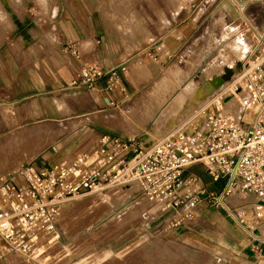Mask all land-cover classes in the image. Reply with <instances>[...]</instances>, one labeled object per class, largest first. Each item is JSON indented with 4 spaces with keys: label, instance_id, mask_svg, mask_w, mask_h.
<instances>
[{
    "label": "rangeland",
    "instance_id": "obj_1",
    "mask_svg": "<svg viewBox=\"0 0 264 264\" xmlns=\"http://www.w3.org/2000/svg\"><path fill=\"white\" fill-rule=\"evenodd\" d=\"M5 1L0 0L1 6L3 5L2 8L10 12ZM16 1L18 0H14V5ZM52 1L31 0V5L38 6L42 13H47ZM20 7V3H17L13 10L15 20L24 15L25 7L21 10ZM94 7L96 18L102 26L106 45L120 59L128 58L127 76L128 72L144 64L146 51H143L144 55H141V50L157 33H162V30L169 25L171 17L180 9H189L195 13V16L204 15L191 41L169 64L159 68L152 79L149 78L152 75L150 71L143 75L138 74L136 77L128 76L134 86H137L140 81L150 80L139 87L137 98L132 103L128 102L120 107L118 116L126 123L127 131H131L129 133H135L137 136L147 134L149 139L151 130H158L161 133L168 128L165 127L164 120L167 108L175 101V98L180 97L179 106L190 101L191 92L188 89L185 90L188 82L200 84L207 81L210 78L209 75L218 77L221 72L224 74L221 69L214 70L213 73L208 71L209 62L220 48L236 36H243L247 50L242 57L234 59L233 70L238 71L251 52V45L257 39L251 35L250 26L264 30V0H189L178 10L175 7L165 6L160 0H95ZM241 12L247 18L246 24L241 21L239 16ZM230 14H234V17ZM129 17H137L142 24L140 31L138 33L135 31L131 36L118 30V26L124 25ZM32 33L37 34L33 31ZM21 41L22 38H19L17 44ZM194 61L197 62L190 67ZM175 69L184 73L177 76L178 87L167 89L166 94L161 93L157 84L162 86L169 83ZM121 83L124 87L123 81ZM220 88L221 86L213 91L207 100V105L210 102L218 106L216 103L219 99L216 100V98L222 88L224 92L227 90L230 93L228 98L233 96L229 86L222 84ZM153 97L161 98L159 106L149 102ZM71 99L78 101L80 109L74 115L70 113L69 108ZM51 100L54 101L51 102V109H55L56 113L50 111L47 105L43 109L40 105L41 99L25 100L27 104L24 106L25 102L19 99L9 114H2L3 121L0 123V129L10 127L8 133L12 132V134L8 140L0 136V142H2L0 143V180L5 179L11 171L26 163L61 164L66 155L76 154L94 137L93 134L81 145L69 142L70 136L78 130L72 132L77 123L86 121L94 123L98 118L93 114L102 115L99 119L108 115L105 112L106 107H101L102 105L93 109L92 96L83 87L68 86L61 97ZM42 101L47 104L48 99L42 97ZM205 106L202 103L193 111L183 113L177 123L175 121L170 128L179 124L187 126L195 121L198 122L205 115L204 111H201ZM255 107V103H250L245 109L242 121L244 126L250 124L253 119ZM208 109L213 110L212 105ZM177 113L178 111L175 110V115ZM78 114L79 119L72 121ZM88 114H90L89 117ZM160 128L162 129L159 130ZM88 131L93 132L92 129ZM6 134L7 131H4V136ZM28 135L38 136V138L29 140ZM7 142H11V146L7 145ZM95 149L96 145L89 147L87 152ZM187 174L192 176L201 174L208 178L204 166L198 163L191 165L187 169ZM136 189V185L110 186L105 188V191L66 201L56 225L57 238H52V243L48 244L45 250L49 251L46 258L42 256L36 260H29L25 257L13 256L10 258L11 264H28V262L30 264H225L226 243L237 237L236 235H241L239 230L223 226L222 230L215 234L216 222L209 219L210 223L207 227L209 231L201 227H192L190 233L187 228L182 233L178 232L180 226H170L171 215L160 212L159 209H151L153 207L145 202L142 193L135 191ZM240 198L243 199L241 196ZM202 214L206 216L203 211ZM230 215L244 229L249 230L247 223L254 226L251 221L239 218L238 212L234 210L230 211ZM263 225H258L257 228L261 229ZM184 233H187L188 243L183 241L184 237L181 234ZM252 233L257 235V229ZM200 234L208 237L204 249H200L197 244ZM214 250L223 253L222 258L220 255L215 256ZM260 255L262 259L260 264H262L264 247Z\"/></svg>",
    "mask_w": 264,
    "mask_h": 264
},
{
    "label": "built area",
    "instance_id": "obj_2",
    "mask_svg": "<svg viewBox=\"0 0 264 264\" xmlns=\"http://www.w3.org/2000/svg\"><path fill=\"white\" fill-rule=\"evenodd\" d=\"M65 50L81 58L77 44L70 42ZM101 77L110 94L120 89L117 69L104 70L89 61L80 64L68 86L94 89ZM223 85L246 95L237 119L219 107L230 93L216 91L218 106L207 105L208 98L204 99L202 119L179 124L150 141L143 139L146 134L125 138L103 134L94 151L81 152L59 165L31 162L11 171L0 180V242L5 254L41 258L52 238H57L63 204L110 186L136 185L135 191L142 193L149 206L171 215L174 227L192 222L201 203L237 212V207L225 201L234 191L249 201L254 226L247 224L255 228L264 223V35ZM250 103H255V115L244 126L243 113ZM210 105L213 110L208 109ZM197 163L213 181H223L219 191L208 190L195 176L185 174Z\"/></svg>",
    "mask_w": 264,
    "mask_h": 264
},
{
    "label": "crops",
    "instance_id": "obj_3",
    "mask_svg": "<svg viewBox=\"0 0 264 264\" xmlns=\"http://www.w3.org/2000/svg\"><path fill=\"white\" fill-rule=\"evenodd\" d=\"M5 3L10 12L3 9V5L1 6L0 3V12L8 16L7 25H0V123L3 121L2 114H9L19 99L24 102L25 100L36 99L38 101L41 99L40 105L43 106V109L47 105L50 107V111L56 113L55 109H51V102H54L51 99L63 95V91L68 88V83L78 75L82 62L89 61L104 70L115 68L118 71L120 89L117 91L110 94L106 90L104 77L97 79L94 89H87L88 94L93 99V109L102 105L101 107H106L105 112L108 115L99 119V116L102 115L93 114L98 118V120L95 119L94 123L92 121L77 123L72 132L78 130L70 136L69 142L81 145L94 134L93 139L91 138L92 140L90 139L91 141L89 140L87 145L85 144L78 151L79 153L96 145L99 136L103 134L120 138L135 135V133L127 131L126 123L118 116L121 111L120 107L128 102L132 103L137 98L139 87L148 83L159 71V68L169 64L184 49L196 32L198 23L204 18V15L195 16L193 11L186 8L180 9L171 17L169 25L162 30V33H157L152 41L141 50V55H144L142 52L146 51L144 63L147 67L151 66L149 69L152 75L149 77L150 79L140 81L137 86H134L126 73L129 65L126 63L128 58L120 59L106 45L102 26L96 18L95 0H53L47 13H42L38 6H32L31 0H18L15 3H20V10L22 7L25 8L23 17L17 18V20H15L13 13L16 6L14 0H6ZM242 13L239 16L241 21L246 24L247 18ZM230 16L234 17V14H230ZM250 27V33L254 37L258 38L264 34L263 29L253 25ZM32 31L37 32V34H33ZM19 38H22V41L17 44ZM70 42L78 45L81 58L77 59L65 50V46ZM121 80L124 87L121 85ZM42 97L48 99L47 104L42 101ZM71 100L69 108L70 113L74 115L80 109L78 101ZM25 104L27 102L23 106ZM87 109L89 110V106ZM77 119H79V114L72 121ZM9 129L10 127H1L0 136L2 139L8 140L11 137L12 132L8 133ZM84 129L86 130L83 132ZM89 129H92L93 132H89ZM4 131H7L5 136ZM78 152L73 155H66L64 159L71 158L79 154ZM187 169L185 174H187ZM204 170L208 178L201 174L195 175L199 184L208 190L215 189L222 180L216 183L217 181L211 179L205 167ZM222 186L223 182L219 189ZM151 209L158 210L156 207ZM202 211L206 216H203ZM209 219L216 222L215 234L220 232L223 226L236 228L241 232V235H236L237 237L227 241L225 264H260L264 235L257 226L264 223L258 224L255 228L247 224L249 230L244 229L222 206L201 203L196 211V218L192 222L180 226L178 232L182 233L187 228L190 233L192 227H201L203 230L209 231L207 228L210 223ZM255 229H257V235L252 233ZM181 235L184 237L183 241L188 243L187 233ZM207 239L206 235L200 234L197 241L200 249L206 247ZM48 252L46 251L42 258H46ZM213 252L215 256L220 255L222 258L223 253L216 250ZM13 256L21 255L5 254L0 242V264H11L10 258ZM28 264L30 263L28 262Z\"/></svg>",
    "mask_w": 264,
    "mask_h": 264
},
{
    "label": "bare ground",
    "instance_id": "obj_4",
    "mask_svg": "<svg viewBox=\"0 0 264 264\" xmlns=\"http://www.w3.org/2000/svg\"><path fill=\"white\" fill-rule=\"evenodd\" d=\"M161 1L163 2V4H165V6L175 7L178 10L181 6L186 5L189 0H160V2ZM9 4H11V3L9 2ZM6 23H8V16L5 15L4 13L0 12V25H7ZM141 28H142V24L137 17H129L126 19L124 25L118 26V30H122V32L124 34H129L128 36H131L132 33H135V31H137L136 33H138ZM146 35H148V34H146ZM143 40H145V39H143ZM149 40H147V41H149ZM139 45H140V43L138 44V46ZM134 49H132V50H134ZM246 50H247L246 44L243 40L242 35L236 36L235 38H233L229 42H227L222 48H220L218 50L217 54L214 56V58L209 62L208 71L212 72L214 70L221 69L222 71H224V74H223L224 76L221 78L220 77L218 78L216 76H212V75L210 76L209 75L210 78H208L207 81L200 83V84H197L194 82H188V84L185 87V90L188 89V91L191 92L192 98L190 99L189 102L181 104V106H179L180 97L175 98V101L172 102V104H170V106H168V108H167V115H166V119L164 120V123H166V126L169 127L170 125L174 124L175 121L177 123V120L179 119V117L183 113L191 112L195 109L196 106H198V105L200 106V104L203 103L204 99L209 98L210 95L213 93V91L215 90L214 86H215V88H218L220 86L222 88L221 84L224 83L223 78L227 77L228 74H230L234 69V64H235L234 59H236V58L239 59L240 57H242L245 54ZM128 53L129 52H127V54ZM125 55H126V53H125ZM196 62L197 61H194L193 63L191 62L192 64L190 63L191 64L190 67H192ZM152 66H153V64H152ZM149 67H151V66H149ZM149 67H147L146 64L144 63L140 67H136L132 71L128 72V76L131 77L133 75L134 77H136L138 74L143 75L147 71H150ZM180 74H184V73L175 69V71L172 72V78H171V81L169 83L163 84L161 86V84L156 82V83H158L157 86H159L160 92L163 94H166L170 88L178 87L179 79H177V76H179ZM223 91L224 90L222 88V92ZM245 97H246L245 93L234 91L233 96L227 98L225 100L223 106H220V104H219V107L222 108L223 112H227V114L232 116V118L237 119V117L240 115V111L243 108V100L245 99ZM217 99L218 98H216V100ZM160 100H161V98H159V97H157V98L153 97L150 99V101L149 100L148 101L151 103H154V104L156 103L159 106ZM175 110L178 111V113L176 115H175ZM189 117H191V116H189ZM168 129H170V128H167L165 131H167ZM164 132L161 131V133H160V131H152L151 130L150 131V135H151L150 139H149V136H147V134L143 137V139L144 140L146 139L145 141H150V140H152V138L155 135H160ZM28 136H30V135H28ZM27 138L29 140H35L38 138V136H36V137L30 136V138L29 137H27ZM6 144L7 145L9 144V146H11V142H7ZM225 201L227 203L237 207V212L242 218L246 219V221L249 220L252 223H254V219L250 215V212H249L250 209L248 208V202L249 201L246 198L241 199L237 191H234L231 195L227 196L225 198ZM260 230H261V233L264 235V225L261 227Z\"/></svg>",
    "mask_w": 264,
    "mask_h": 264
},
{
    "label": "water",
    "instance_id": "obj_5",
    "mask_svg": "<svg viewBox=\"0 0 264 264\" xmlns=\"http://www.w3.org/2000/svg\"><path fill=\"white\" fill-rule=\"evenodd\" d=\"M232 73H233V71L229 74V76H227V77H225V78H223V79H224V80H228V79L230 78V76H231ZM223 76H224V75H222V77H223ZM218 78H219V77H218ZM218 78H217V79H218ZM220 78H221V77H220ZM217 79H216V80H217Z\"/></svg>",
    "mask_w": 264,
    "mask_h": 264
},
{
    "label": "trees",
    "instance_id": "obj_6",
    "mask_svg": "<svg viewBox=\"0 0 264 264\" xmlns=\"http://www.w3.org/2000/svg\"><path fill=\"white\" fill-rule=\"evenodd\" d=\"M219 181H217L216 183H218ZM221 187V184L220 185H217V187H215V189H219ZM220 190V189H219Z\"/></svg>",
    "mask_w": 264,
    "mask_h": 264
}]
</instances>
